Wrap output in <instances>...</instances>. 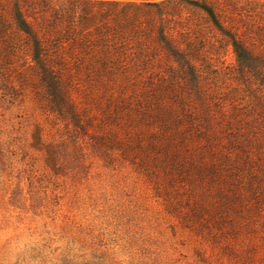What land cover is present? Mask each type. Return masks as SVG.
<instances>
[{
    "label": "trees",
    "instance_id": "obj_1",
    "mask_svg": "<svg viewBox=\"0 0 264 264\" xmlns=\"http://www.w3.org/2000/svg\"><path fill=\"white\" fill-rule=\"evenodd\" d=\"M18 151L32 208L56 214L57 181L104 174L123 201L69 214L196 238L65 246L55 264H264L263 246L228 242L264 230V0H0V179Z\"/></svg>",
    "mask_w": 264,
    "mask_h": 264
},
{
    "label": "rangeland",
    "instance_id": "obj_2",
    "mask_svg": "<svg viewBox=\"0 0 264 264\" xmlns=\"http://www.w3.org/2000/svg\"><path fill=\"white\" fill-rule=\"evenodd\" d=\"M8 157L11 167L5 169L3 178L0 179V264H55L51 252L65 246H196L195 235L192 237L188 230L174 233L171 225L161 217L158 226L147 224V229L141 231L138 226L139 218H132L130 214L121 215L110 210L100 214L91 208L78 209L69 214L74 200L79 201L80 206L88 202L87 207L95 201H123L121 192H115L113 182L104 174L100 178L80 182L76 187L70 180L66 186L57 181L55 193L59 195L58 207L61 210L56 214L32 208L28 193L31 160L20 151L9 154ZM18 188L21 195L17 203L12 202L11 194ZM140 188L144 196L156 197L155 191L148 184L141 185ZM71 221L75 222V228L71 226ZM82 232L85 237L83 242ZM190 237L194 242L188 240ZM228 239L229 246L264 247V230L258 229L257 234L244 230ZM100 240L99 245L97 243Z\"/></svg>",
    "mask_w": 264,
    "mask_h": 264
}]
</instances>
